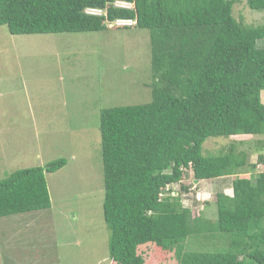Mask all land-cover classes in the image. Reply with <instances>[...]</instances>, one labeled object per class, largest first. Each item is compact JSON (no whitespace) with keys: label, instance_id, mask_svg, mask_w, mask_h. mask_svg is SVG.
Wrapping results in <instances>:
<instances>
[{"label":"trees","instance_id":"1","mask_svg":"<svg viewBox=\"0 0 264 264\" xmlns=\"http://www.w3.org/2000/svg\"><path fill=\"white\" fill-rule=\"evenodd\" d=\"M117 1L0 0V24L15 35L99 31L121 19L150 30L151 101L101 112L111 260L148 264L140 248L153 246L168 253L164 264H264V145L242 147L243 137L264 135V23L238 20L236 0H123L130 7ZM247 4L264 10V0ZM213 136L234 137L205 154ZM65 163L0 179V217L50 208L46 173ZM189 171L198 181L232 180V193L216 194L215 219L172 190L178 184L190 191ZM215 238L226 242L223 250L206 249Z\"/></svg>","mask_w":264,"mask_h":264},{"label":"rangeland","instance_id":"2","mask_svg":"<svg viewBox=\"0 0 264 264\" xmlns=\"http://www.w3.org/2000/svg\"><path fill=\"white\" fill-rule=\"evenodd\" d=\"M233 12L246 23H264V10H252L247 0H236ZM116 24L99 31L16 35L0 24V179L66 160L46 173L50 208L0 217V264H116L103 208L101 112L150 102L153 82L150 30ZM261 96L264 102V90ZM232 137H209L204 153L220 152ZM242 140L245 149L264 145V135ZM250 158L256 161L258 150ZM185 182L189 192L178 184L172 190L211 219L217 216V192L232 193L229 177L198 181L189 171ZM224 243L211 239L206 249L223 250ZM140 251L148 264L167 261L160 248Z\"/></svg>","mask_w":264,"mask_h":264},{"label":"built area","instance_id":"3","mask_svg":"<svg viewBox=\"0 0 264 264\" xmlns=\"http://www.w3.org/2000/svg\"><path fill=\"white\" fill-rule=\"evenodd\" d=\"M116 5H117V3H116ZM118 6H121V7H130V6H126L125 4H121V5H118ZM86 12L89 13V14H101L102 13V10L101 9H98V8H88V9H86ZM117 22H118V24H133V23H135L132 20H123V19L118 20Z\"/></svg>","mask_w":264,"mask_h":264}]
</instances>
